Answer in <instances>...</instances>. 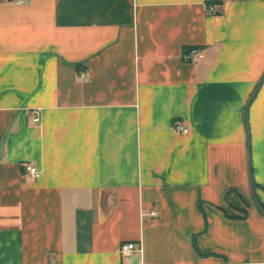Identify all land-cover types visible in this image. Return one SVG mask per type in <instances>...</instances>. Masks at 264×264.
Returning <instances> with one entry per match:
<instances>
[{
    "label": "crops",
    "instance_id": "obj_1",
    "mask_svg": "<svg viewBox=\"0 0 264 264\" xmlns=\"http://www.w3.org/2000/svg\"><path fill=\"white\" fill-rule=\"evenodd\" d=\"M263 76L264 0H0V264H264Z\"/></svg>",
    "mask_w": 264,
    "mask_h": 264
},
{
    "label": "built area",
    "instance_id": "obj_2",
    "mask_svg": "<svg viewBox=\"0 0 264 264\" xmlns=\"http://www.w3.org/2000/svg\"><path fill=\"white\" fill-rule=\"evenodd\" d=\"M17 1L23 3L25 0H17ZM209 9L212 13H214V14L216 13V9H214L212 7H210ZM202 57H204L203 52H201V50L195 49V48H192V50H190L186 55V58L189 60H192V61L196 60L197 58H202ZM34 114H35L34 121L37 123H40L41 115H40L39 109H37L34 112ZM174 127L178 133H188L189 132V128L181 122L180 123L175 122ZM39 174H40V171L37 169V167L34 164L26 163L24 165V175L29 180H31V181L36 180L38 178ZM158 213H159V211H157L156 209H153V211L151 212V215L154 216V215H157ZM139 249L140 248H139V245L137 243L126 242V243L121 244V246L119 248V252L121 255L126 257V256H129L135 250H139Z\"/></svg>",
    "mask_w": 264,
    "mask_h": 264
},
{
    "label": "water",
    "instance_id": "obj_3",
    "mask_svg": "<svg viewBox=\"0 0 264 264\" xmlns=\"http://www.w3.org/2000/svg\"><path fill=\"white\" fill-rule=\"evenodd\" d=\"M263 83H264V76H263L260 84L256 88V90L253 92V95H252L250 101L247 103V105L245 107L246 108L245 120H246V116H247L248 107L251 104V102L254 100V98L256 97L257 92H258L259 88L262 86ZM247 135H248V130H247ZM249 142H250V138H249ZM250 156H251V151H250ZM249 166H250V169H249V180H250V185H251V194L253 196V200L255 202V205H256L257 209H259L261 214L264 216V208H262V206H261V204H260V202H259V200L257 198V194L255 193V182L253 180V166H251V158H250V161H249Z\"/></svg>",
    "mask_w": 264,
    "mask_h": 264
},
{
    "label": "trees",
    "instance_id": "obj_4",
    "mask_svg": "<svg viewBox=\"0 0 264 264\" xmlns=\"http://www.w3.org/2000/svg\"><path fill=\"white\" fill-rule=\"evenodd\" d=\"M260 204H261L262 208H264V204H263V203H261V202H260Z\"/></svg>",
    "mask_w": 264,
    "mask_h": 264
}]
</instances>
